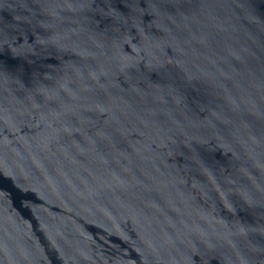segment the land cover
<instances>
[{"label": "water", "instance_id": "obj_1", "mask_svg": "<svg viewBox=\"0 0 264 264\" xmlns=\"http://www.w3.org/2000/svg\"><path fill=\"white\" fill-rule=\"evenodd\" d=\"M0 264H264V0H0Z\"/></svg>", "mask_w": 264, "mask_h": 264}]
</instances>
